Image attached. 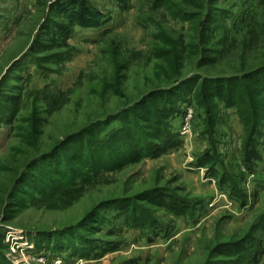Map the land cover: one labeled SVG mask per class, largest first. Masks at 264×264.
I'll list each match as a JSON object with an SVG mask.
<instances>
[{
    "label": "rangeland",
    "instance_id": "374dc122",
    "mask_svg": "<svg viewBox=\"0 0 264 264\" xmlns=\"http://www.w3.org/2000/svg\"><path fill=\"white\" fill-rule=\"evenodd\" d=\"M0 264H264V0H0Z\"/></svg>",
    "mask_w": 264,
    "mask_h": 264
},
{
    "label": "trees",
    "instance_id": "16d2710c",
    "mask_svg": "<svg viewBox=\"0 0 264 264\" xmlns=\"http://www.w3.org/2000/svg\"><path fill=\"white\" fill-rule=\"evenodd\" d=\"M262 71V69L260 70V72ZM257 72H259V70L257 71ZM260 118H261V115H257V118H254L255 119V125H256V127H258L259 126V122H260ZM251 141H253V139H251Z\"/></svg>",
    "mask_w": 264,
    "mask_h": 264
}]
</instances>
